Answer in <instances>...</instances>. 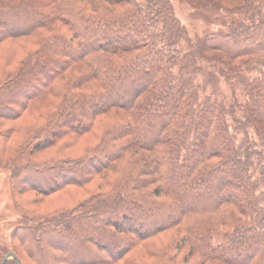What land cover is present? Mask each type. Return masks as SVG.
<instances>
[{"label": "trees", "instance_id": "16d2710c", "mask_svg": "<svg viewBox=\"0 0 264 264\" xmlns=\"http://www.w3.org/2000/svg\"><path fill=\"white\" fill-rule=\"evenodd\" d=\"M188 1L243 19L191 38L171 0H0L11 191L58 206L22 208L5 264H264V0Z\"/></svg>", "mask_w": 264, "mask_h": 264}, {"label": "rangeland", "instance_id": "374dc122", "mask_svg": "<svg viewBox=\"0 0 264 264\" xmlns=\"http://www.w3.org/2000/svg\"><path fill=\"white\" fill-rule=\"evenodd\" d=\"M177 18L186 27L191 38H196L197 36H203L206 33L212 32H227L229 31L230 25L234 22L241 21L243 17L239 14H231L223 11L204 10L202 8L194 7L188 0H171ZM209 58H201L200 64L205 68L207 75L212 73L215 75V79L212 85L209 87H215L218 91V96L221 99H225L226 103H232L235 101L244 102L246 96L242 91L241 85L236 81H229L225 76H222L220 72V65L217 62L209 61ZM203 79V78H202ZM212 92V91H211ZM209 92V93H211ZM6 124L4 127L6 132L15 123L13 121L4 122ZM24 122L22 123V125ZM5 142V137L0 134V262L2 263L5 255L11 251V239L10 233L12 229L17 226L22 219L25 212H21L22 208L31 209L33 213H44L52 212L58 208L54 207L56 204L49 205L51 198H45L41 201L35 203L30 200L29 197H33L35 194H25L20 193L16 189L11 191L10 177L11 170L7 167L10 158H6L7 146ZM43 156V155H42ZM46 156V155H45ZM28 184H45L44 180L31 179L27 181ZM73 192H77L78 196L81 198L87 197L82 190L71 189ZM68 191V190H67ZM61 192L55 196L57 199V204L66 205L67 203H62L64 197L71 198L70 192ZM77 194L73 193L72 196L75 198ZM67 195V196H66ZM84 199V198H83ZM80 202V201H79ZM78 204V203H77ZM49 205V206H48ZM71 205V204H69ZM53 206V207H52ZM60 207V206H59ZM13 259L10 257L8 260ZM7 260V261H8ZM27 264H33L27 257H24ZM0 263V264H1Z\"/></svg>", "mask_w": 264, "mask_h": 264}, {"label": "water", "instance_id": "95a60500", "mask_svg": "<svg viewBox=\"0 0 264 264\" xmlns=\"http://www.w3.org/2000/svg\"><path fill=\"white\" fill-rule=\"evenodd\" d=\"M10 257H12V258H17L16 254H15L13 251H9V252L5 255V257L3 258V261H2L1 264H5L6 261H7ZM17 264H21L20 261H19L18 259H17Z\"/></svg>", "mask_w": 264, "mask_h": 264}]
</instances>
